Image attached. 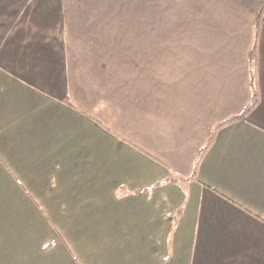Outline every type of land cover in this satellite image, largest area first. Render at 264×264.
Wrapping results in <instances>:
<instances>
[{"label":"crops","instance_id":"crops-1","mask_svg":"<svg viewBox=\"0 0 264 264\" xmlns=\"http://www.w3.org/2000/svg\"><path fill=\"white\" fill-rule=\"evenodd\" d=\"M30 222L78 264H264V0H0L1 240Z\"/></svg>","mask_w":264,"mask_h":264},{"label":"rangeland","instance_id":"rangeland-1","mask_svg":"<svg viewBox=\"0 0 264 264\" xmlns=\"http://www.w3.org/2000/svg\"><path fill=\"white\" fill-rule=\"evenodd\" d=\"M12 229L11 227L6 230L7 236H4L3 241L0 236V264H72V261L75 264H78V261L80 263L82 252L75 249L76 240L68 239L66 234L61 233L62 229L56 228L53 233V230L49 231L35 222L20 226L19 235H15ZM31 232L32 234H29ZM76 236L79 242L84 238L82 234ZM85 237L87 239L97 238V236L89 235ZM50 242L56 245L49 252H45L44 247Z\"/></svg>","mask_w":264,"mask_h":264},{"label":"trees","instance_id":"trees-1","mask_svg":"<svg viewBox=\"0 0 264 264\" xmlns=\"http://www.w3.org/2000/svg\"><path fill=\"white\" fill-rule=\"evenodd\" d=\"M256 50H257V47L256 45L254 46L252 52L250 53V61H251V64H253V66L251 67L252 70H251V91H252V100H251V103L249 105V107L247 108V110L239 117H236V118H233L231 120H229L227 123H231V122H235L241 118H245L253 109H255V107L258 105L259 103V93L257 91V89L255 88V85L254 83L252 82L253 81V76H252V71L254 69V64H255V58H256ZM225 124V123H224ZM224 124H221V125H218L212 132L211 134V137H210V140L208 142V144L206 145V147L200 152V156H202L204 154V152L209 148V146L211 145L213 139H214V136L216 134V132L224 125ZM177 181V180H176ZM158 185V184H157ZM148 191V190H147ZM54 247V244H49L45 249L44 251L45 252H49L50 250H52Z\"/></svg>","mask_w":264,"mask_h":264}]
</instances>
